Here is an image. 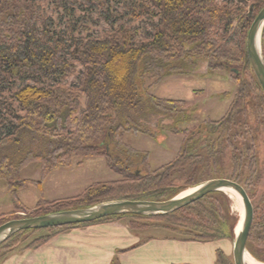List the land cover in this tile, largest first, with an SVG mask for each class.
Returning a JSON list of instances; mask_svg holds the SVG:
<instances>
[{
	"label": "trees",
	"instance_id": "16d2710c",
	"mask_svg": "<svg viewBox=\"0 0 264 264\" xmlns=\"http://www.w3.org/2000/svg\"><path fill=\"white\" fill-rule=\"evenodd\" d=\"M49 1L58 14V21H66L65 30H57L53 19L42 14L34 0H0V95L6 93L0 99V180L4 181L13 207L24 213L29 210L20 201L18 191L30 185L39 192L31 214L66 210L54 207L65 204L74 209L117 199L167 200L198 184L187 179L184 186L165 193L163 190L176 170H189L201 164L204 154L216 167L226 144L232 148L230 153L234 156L238 149L234 142L236 131L245 122L242 113L249 104L246 87L240 84L241 71L249 65L246 34L264 0H251L250 5H246V0H238L234 5L225 0L220 4L214 0ZM93 14L97 15L95 19ZM99 20L109 29L95 37L90 28L97 26ZM144 22L149 28L140 32L137 24ZM261 48L264 53V26ZM199 61L204 62L207 72L229 69L237 90L225 115L207 123L212 128L208 134L213 136L210 143L204 142L205 146L196 149L197 138L192 137L196 131H191L188 137L187 129L179 132L166 124L170 123L167 117L176 119L175 126L191 121L192 116L185 112L186 102L156 97L149 89L165 77L189 73ZM76 63L82 67L78 84H62V79L75 73ZM146 77L152 82L146 84ZM155 118L163 125L158 131L185 135L181 147L173 160L153 171H131L123 153L128 151L142 162L147 161L148 153L132 149L124 143L123 137L131 132L156 140ZM90 156H102L107 167L120 178L93 182L71 198H45L43 184L53 171L69 168L76 159ZM33 161L39 164L38 178H17V172ZM240 168L241 165L234 164L229 179L242 185L237 175ZM208 199L226 203L227 196L215 191L172 213L122 214L92 222L123 216L162 221L176 218L177 213L182 212L186 223L183 229L192 232L181 234L184 239L207 242L224 235L218 228H212L213 211H203V202ZM42 204H45L43 212ZM47 207H53V211ZM224 210L228 216L226 222H230L226 238L232 241L237 217L230 216L228 209ZM11 215L12 211L0 212V224L13 219ZM194 219L199 223L204 221L205 226H197L199 223ZM71 225L74 224L44 228L50 232L33 240L26 248L40 247L61 228ZM144 226L134 221L129 224L130 229L136 231ZM150 226L157 227L154 223ZM162 228L176 231L170 225ZM253 229L254 220L246 250L264 262V257L249 248ZM36 230L41 229L20 232ZM12 248L10 246L7 252Z\"/></svg>",
	"mask_w": 264,
	"mask_h": 264
},
{
	"label": "rangeland",
	"instance_id": "374dc122",
	"mask_svg": "<svg viewBox=\"0 0 264 264\" xmlns=\"http://www.w3.org/2000/svg\"><path fill=\"white\" fill-rule=\"evenodd\" d=\"M214 1L217 4H220L224 0ZM225 1H227L229 5L238 3V0ZM250 1L251 0H246V5H250ZM34 3L39 6L42 14L50 16L53 19L54 26L57 30L60 31L66 29V21H58V14L49 0H34ZM96 16V14H93L94 19ZM78 24H80V21ZM137 25L140 32L149 28L148 24L145 22ZM108 29V25L102 20H99L97 26H91L90 32L95 37H99L105 30ZM81 69L82 67L76 63L75 73L68 78L62 79L61 83L66 86L77 85ZM240 75V84L246 87L247 94L249 95V100L247 102L249 103V106L246 105V107H244L245 109L243 110L242 116L245 118V122L241 124L242 127H239L236 131V137L234 139L235 148H238L234 152V156L236 158H234L233 154L230 153L232 148L230 149L226 144L220 158V163L215 167L214 163L209 161L207 155L204 154L205 152H202L205 155L202 156V163L190 167L189 170L187 168L184 170H176L172 175L169 185L165 187L163 191L165 193L173 192L177 190V188L184 186L187 179L192 180V182L195 181L196 183H200L210 178H217L214 176L218 175L229 179L233 173V165H241L237 174L238 180L241 181L245 191L248 193L253 208L252 221L254 220V237L253 239L248 240V245L249 248L257 253L256 255L264 257V93L253 70L251 69L250 64L245 68V70L241 71ZM233 76L234 75L229 69H219L207 72L204 62L199 61L192 66L189 73L183 76L167 77L162 81H159L158 84L152 86L149 89V93L159 98L180 99L186 102V106H184L185 112L192 116L191 121L177 123L176 126L172 121L170 123L167 122L166 124L169 129H177L178 131L180 130L179 132H181L183 128H187L186 135L190 137L189 134L191 131H196L198 128L203 129V126H206L207 123L210 122V119L217 121L225 115L237 90V85L232 80ZM144 82L149 84L152 82V79L150 77H146ZM5 96L6 93L0 95V99ZM13 106L16 108L17 104L14 102ZM167 118L168 120H176L172 117ZM153 121L157 123V126L154 127L158 133L156 140L147 135L131 132L125 133L123 137L124 143L132 149L148 153L146 162L140 161L138 157L128 151L123 153L124 159L128 162L131 171L135 169L141 170L142 173L153 171L163 164L173 160L181 147V143L185 136L183 133H172L171 131L163 130L162 128V131L160 132L158 129H160V126H163L160 125V119L155 118ZM201 135H203L202 132L199 134L194 133V136H192L198 138V141L196 140V142H198L196 149H200L204 142L210 143V137H213L208 135L202 137ZM199 138L201 139L199 140ZM248 147H250L249 150ZM77 161H81V164H76ZM240 162L242 164H240ZM38 176L39 164L36 161L29 163L16 174V177L19 179H37ZM119 178V174L107 167L102 156L78 158L69 168L55 170L48 176L43 184V194L48 200L60 198L67 199L79 194L84 188L93 182H105ZM225 194L227 196L226 203H217L213 199H208L203 202L202 206L203 211L210 209L213 211L212 213L215 214L211 217V219H214L212 222L215 223L212 228L216 227L222 232V234H224L223 237L216 238L212 241H195L201 245L208 242L215 243L214 245H216V249L214 259L211 264H217V262L218 264H233L231 251L229 252L228 248L224 247L225 242L228 243L229 246L232 244L231 239L226 238V236L229 235L230 222H226L228 220V216L226 215L227 213L224 208L228 209L230 216L235 215L237 217V223L241 212L234 208V204L228 193ZM18 197H20L19 199L25 206L27 205L26 207L29 210L26 213L13 207L10 194L6 189L4 181L0 180L1 213L12 211L11 217L13 219L40 215L37 214V212L35 213L36 215L31 214L34 212L32 210L36 205L35 202L39 198V192L34 186L30 185L22 188L18 192ZM43 207H45V204H42V212L44 209ZM54 207L57 209L70 208L68 204ZM47 210L53 211V207H47ZM181 214L182 212H179L177 213L176 218H174V216L166 220L163 219L162 221L150 220L147 218L136 219L129 216H123L113 220L123 221L128 225V227L130 222L133 221L135 224L146 225L138 230L141 231L139 234L141 242L149 238H170L179 241H186L184 239L185 236L181 234H192V232L183 229L184 226H186V223L182 220ZM206 214L207 216L209 215L208 212ZM166 221H169V224ZM193 221L195 223H199L195 219ZM212 222L210 221V223ZM91 223L95 222L91 221L88 224H74L66 226L61 228L59 232L73 227L86 226ZM151 223H154L157 227L150 226ZM201 223L197 224V226L201 225V227H204V221L201 220ZM237 223L234 227V231ZM165 225H170L176 231L163 229L162 226ZM49 232L50 231L46 229L19 232L13 237V239L11 238V240H6V242L0 247V264L12 253H19L21 250L27 249L26 246L33 240L45 236ZM136 243L137 242H134L127 246L125 245L116 248L114 250V255L110 258H106L105 252H102V256L99 259L95 261L87 260L81 264H120V258H124V255L127 254V250L134 247ZM10 246H13V248L11 251L7 252ZM247 253L254 260L264 264L263 261L257 259L249 251H247ZM189 257H192L189 262L186 261L180 264H208L209 262L207 257L203 256L198 250H195L194 253H190Z\"/></svg>",
	"mask_w": 264,
	"mask_h": 264
},
{
	"label": "water",
	"instance_id": "95a60500",
	"mask_svg": "<svg viewBox=\"0 0 264 264\" xmlns=\"http://www.w3.org/2000/svg\"><path fill=\"white\" fill-rule=\"evenodd\" d=\"M264 26V4L253 18L246 34V55L257 81L264 93V55L261 48V33ZM227 191L240 198L241 213L232 240L233 264H246V241L252 223L253 208L242 185L228 178L204 180L173 197L162 200L117 199L100 202L91 206L49 212L31 217L10 219L0 224V244L12 235L28 229L80 224L95 221L108 216L158 215L172 213L210 192Z\"/></svg>",
	"mask_w": 264,
	"mask_h": 264
},
{
	"label": "crops",
	"instance_id": "0c3cea01",
	"mask_svg": "<svg viewBox=\"0 0 264 264\" xmlns=\"http://www.w3.org/2000/svg\"><path fill=\"white\" fill-rule=\"evenodd\" d=\"M140 232L132 231L120 220L100 221L82 227H73L58 232L38 248H27L19 253H12L1 264H81L87 260L99 259L102 252H105L106 258H110L116 248L134 242H137L136 245L127 250L124 258H120V264H180L189 262L192 258L189 254L194 253L195 250L207 257L210 262L208 264L214 259L215 243L208 242L201 245L195 241L170 238H149L141 242ZM224 247L228 248L229 252L232 251V244L229 246L225 242Z\"/></svg>",
	"mask_w": 264,
	"mask_h": 264
},
{
	"label": "bare ground",
	"instance_id": "6f19581e",
	"mask_svg": "<svg viewBox=\"0 0 264 264\" xmlns=\"http://www.w3.org/2000/svg\"><path fill=\"white\" fill-rule=\"evenodd\" d=\"M230 199L232 200L233 202V206L234 208L241 212V203H240V198L237 194L233 193V192H230V191H227ZM236 212V211H235ZM245 263L246 264H262V263H259L258 261L254 260L250 255H246V258H245Z\"/></svg>",
	"mask_w": 264,
	"mask_h": 264
},
{
	"label": "flooded vegetation",
	"instance_id": "af4514ba",
	"mask_svg": "<svg viewBox=\"0 0 264 264\" xmlns=\"http://www.w3.org/2000/svg\"><path fill=\"white\" fill-rule=\"evenodd\" d=\"M223 117V116H222ZM219 120V119H218ZM174 122V120H170V122ZM209 121H213V120H209ZM155 126H157V123L156 122H154V127ZM184 129H187V128H184ZM200 130L202 131V134L203 135H201L202 137H205V136H207L208 134H211V131H212V128H211V126H209V125H206V126H203V129L202 128H198L197 130H196V132H197V134H199L200 133ZM193 132H195V131H193ZM184 135V134H183ZM198 139V138H197ZM199 139H201V138H199ZM203 146H205V144H202ZM204 148V147H203Z\"/></svg>",
	"mask_w": 264,
	"mask_h": 264
}]
</instances>
